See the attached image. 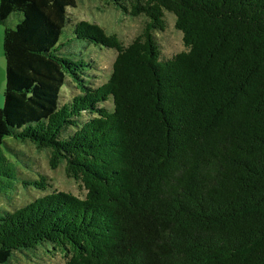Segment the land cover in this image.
I'll use <instances>...</instances> for the list:
<instances>
[{"label":"trees","instance_id":"trees-1","mask_svg":"<svg viewBox=\"0 0 264 264\" xmlns=\"http://www.w3.org/2000/svg\"><path fill=\"white\" fill-rule=\"evenodd\" d=\"M109 1L144 18L126 45L72 21L77 0H0V264H264V0ZM22 146L82 197L28 177Z\"/></svg>","mask_w":264,"mask_h":264},{"label":"rangeland","instance_id":"rangeland-1","mask_svg":"<svg viewBox=\"0 0 264 264\" xmlns=\"http://www.w3.org/2000/svg\"><path fill=\"white\" fill-rule=\"evenodd\" d=\"M69 18L72 21H88L94 23L108 34H116L120 41L126 45L137 34L140 33L144 26L142 16L130 17L122 15L118 8L109 0H77L75 8L68 9ZM165 29L155 31L154 38L159 45L161 53L165 57H170L184 50L181 40V34L173 26L174 17L170 13L164 12ZM2 26H0V81L4 80V61L1 50ZM90 57L94 61V69L91 72L93 76L92 83L100 85L106 81L111 71V64L115 57V51L102 48L100 50H91ZM64 95H69L67 90H63ZM68 97V96H67ZM23 151L32 160L31 171L27 174L30 178H35L36 173L46 176L52 186L60 191L70 192L71 194L82 197L83 192L72 181L65 177L63 167L59 166L51 170L47 164V155L44 152H36L32 147L22 146ZM14 196V203H24L27 200L34 199L38 192L34 190H21L18 186ZM31 264H62L58 256L51 259H39L37 263Z\"/></svg>","mask_w":264,"mask_h":264},{"label":"crops","instance_id":"crops-1","mask_svg":"<svg viewBox=\"0 0 264 264\" xmlns=\"http://www.w3.org/2000/svg\"><path fill=\"white\" fill-rule=\"evenodd\" d=\"M0 73L2 74V71L0 70ZM3 86H4V80H2V82L0 81V106H1V103H2V90H3Z\"/></svg>","mask_w":264,"mask_h":264}]
</instances>
